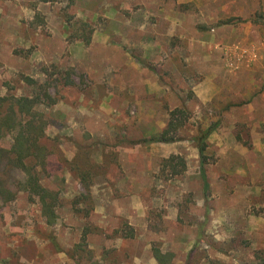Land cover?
Wrapping results in <instances>:
<instances>
[{
  "label": "rangeland",
  "instance_id": "rangeland-1",
  "mask_svg": "<svg viewBox=\"0 0 264 264\" xmlns=\"http://www.w3.org/2000/svg\"><path fill=\"white\" fill-rule=\"evenodd\" d=\"M25 77L57 102L38 109L37 168L56 220L20 170L3 176L18 193L0 198V264H159L154 247L167 264H264V100L249 106L264 94V0H0V97H34ZM177 109L178 141L149 143ZM216 125L205 190L195 138Z\"/></svg>",
  "mask_w": 264,
  "mask_h": 264
},
{
  "label": "trees",
  "instance_id": "trees-1",
  "mask_svg": "<svg viewBox=\"0 0 264 264\" xmlns=\"http://www.w3.org/2000/svg\"><path fill=\"white\" fill-rule=\"evenodd\" d=\"M84 30H90L89 25L83 23ZM90 44V39L86 40ZM24 82L30 87H38V93L34 97H0V198L5 202H13L17 193L13 191L3 176L12 171L20 170L24 179L18 183L20 192H25L33 201L38 198L42 206L43 216L48 219V224H55V208L58 195L45 189L40 183V174L37 168H45L48 157L47 148L43 145L46 136L48 122L44 115L38 111L40 106L50 108L56 105V99L51 95L48 84L39 85L32 78L25 77ZM72 83H70L71 85ZM188 112L177 109L171 112V120L167 128L158 137L152 138L150 142L170 144L178 141V131L183 128L180 120L186 117ZM217 125L208 129L200 130L195 142L198 146L201 164L200 175L204 189L208 190L209 184L206 176L207 165V140L212 135ZM8 135H13V144L10 149L1 146ZM147 143L148 141H143ZM186 170V163L179 156H172L163 161V169H170L174 175ZM154 256L159 264H167L166 260L172 259L171 254L163 255L159 249L154 247Z\"/></svg>",
  "mask_w": 264,
  "mask_h": 264
},
{
  "label": "crops",
  "instance_id": "crops-1",
  "mask_svg": "<svg viewBox=\"0 0 264 264\" xmlns=\"http://www.w3.org/2000/svg\"><path fill=\"white\" fill-rule=\"evenodd\" d=\"M250 101H251V99H252V97L250 96L249 98H248ZM258 99V100H257ZM260 100H264V94H262V95H259L258 96V98H256V99H254L252 102H250V104H249V106H252V104L254 105V106H257V102L258 101H260ZM257 101V102H256ZM256 102V103H255ZM261 107H263L264 108V102L260 105ZM258 107V106H257ZM254 108V107H253ZM256 108V107H255ZM262 151V149L260 150V152Z\"/></svg>",
  "mask_w": 264,
  "mask_h": 264
}]
</instances>
